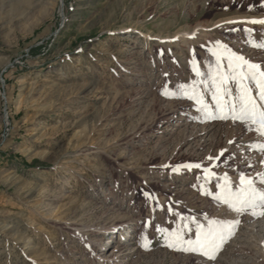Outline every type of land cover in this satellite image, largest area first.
Wrapping results in <instances>:
<instances>
[{
	"label": "rangeland",
	"instance_id": "obj_1",
	"mask_svg": "<svg viewBox=\"0 0 264 264\" xmlns=\"http://www.w3.org/2000/svg\"><path fill=\"white\" fill-rule=\"evenodd\" d=\"M61 1L0 0V264H264V214L213 199L264 188V137L180 88L215 111L217 42L264 68V0ZM209 219L239 220L215 259L157 231Z\"/></svg>",
	"mask_w": 264,
	"mask_h": 264
},
{
	"label": "snow or ice",
	"instance_id": "obj_2",
	"mask_svg": "<svg viewBox=\"0 0 264 264\" xmlns=\"http://www.w3.org/2000/svg\"><path fill=\"white\" fill-rule=\"evenodd\" d=\"M242 23H252L264 25V19L243 21ZM222 53L209 51L215 57V66L209 65L210 72L208 78L202 81L207 88L209 82L212 88V99L215 111L209 109L208 105L201 99L199 92L193 86H180L181 93L190 100H195L200 105L206 118L212 119H232L250 123L255 126L254 130L258 135L264 137V68L261 65L251 62L245 57L232 52L224 45H219ZM254 47L264 48V43L253 45ZM226 61V64L224 63ZM193 71L197 76L201 72L193 64ZM234 86L229 88V84ZM165 96L175 95L167 90L161 93ZM231 143V141H230ZM261 151H264V144L258 145ZM223 155V152L221 153ZM209 159H213L209 157ZM218 159V157L216 158ZM264 164V160H261ZM215 166V165H214ZM186 168H200L201 165H185ZM178 170V169H174ZM207 178L215 175L210 169H205ZM261 183L264 184V174H259ZM222 183L217 187L219 191L213 195V199L222 205H226L230 211L237 214L252 209L253 216L264 214L256 209H264V188L258 189L254 181L243 173L239 176V186L233 189V185L227 174L221 177ZM146 196L148 194H145ZM208 195H212L208 193ZM239 220L221 221L209 219L207 227L197 224L195 239L185 240L182 233H167L166 230L157 228V231H165L166 238H169L168 247L177 248L185 252L198 253L208 259H215L216 253L221 249L224 242L232 234ZM147 226V225H146ZM186 227V225H185ZM184 245V247H180ZM147 247V245H145Z\"/></svg>",
	"mask_w": 264,
	"mask_h": 264
},
{
	"label": "trees",
	"instance_id": "obj_3",
	"mask_svg": "<svg viewBox=\"0 0 264 264\" xmlns=\"http://www.w3.org/2000/svg\"><path fill=\"white\" fill-rule=\"evenodd\" d=\"M23 167H31V166H29V165H27L26 163H24Z\"/></svg>",
	"mask_w": 264,
	"mask_h": 264
},
{
	"label": "bare ground",
	"instance_id": "obj_4",
	"mask_svg": "<svg viewBox=\"0 0 264 264\" xmlns=\"http://www.w3.org/2000/svg\"><path fill=\"white\" fill-rule=\"evenodd\" d=\"M22 1V0H21ZM60 2H62L61 0H60ZM16 9V8H15ZM16 11H17V9H16ZM107 247H109V245H107Z\"/></svg>",
	"mask_w": 264,
	"mask_h": 264
}]
</instances>
